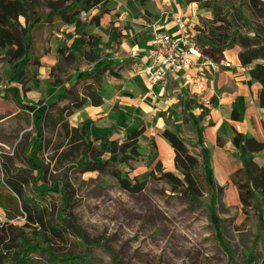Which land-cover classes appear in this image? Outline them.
<instances>
[{
  "label": "trees",
  "instance_id": "16d2710c",
  "mask_svg": "<svg viewBox=\"0 0 264 264\" xmlns=\"http://www.w3.org/2000/svg\"><path fill=\"white\" fill-rule=\"evenodd\" d=\"M107 1L70 0L42 17L34 13L35 6L29 0H0V49H8L14 57V80L22 81L26 68L40 65V58L34 55V35L38 29L52 22L56 16L61 17L62 25H67L88 7L104 6ZM136 1L144 6L150 0ZM194 1L212 13L211 20L201 21L196 36L200 48L207 55L217 60L224 51L239 46V59L243 66L264 61L262 0ZM99 18L100 14L94 20L98 23ZM83 45L89 46L90 51H82L81 54L94 62L95 66L89 72L79 73L78 57L69 54L66 58L73 60L78 75L75 83L55 101L37 109L22 103L17 99V94L14 95L18 107L24 112L22 118L28 122L31 118L37 138L28 154V143L22 137L15 139L17 143L11 145L12 155L0 152V203L6 208L8 220L25 221L24 229L14 238L13 245H7L3 239L0 241V246L3 245L0 247V264L95 263L92 250L98 247L99 241H89L76 223L74 209L77 206V191L69 178L71 171L82 175H108L116 179L119 187L129 194H139L147 188L148 181H131L123 176L125 166L141 160L138 139L143 128L129 134L122 144L113 141L98 148L87 139L83 127L75 128L69 123L70 118L88 102L94 107L101 106V84L107 75L117 76L113 72L114 65L108 64L104 51H100V58L96 59L95 43L89 41ZM250 76L262 86L259 101L264 107V64L254 65ZM190 104L192 101L188 96L181 97L183 123L195 132L198 121L187 109ZM162 135L175 152V171H165L162 164L157 163L150 178L165 182L190 206L200 205L195 198L201 199L206 195L211 209H217L216 201L222 189L214 181L205 151L200 160L191 153L188 141L177 132L165 129ZM233 144L236 148L244 145L250 154L264 151L263 142L242 134H236ZM17 161L25 163L28 168L17 166ZM49 176L52 178L51 184ZM231 181L239 192L241 211L247 217L252 215L260 230H263L261 205L264 201V168L250 162L249 168L234 173ZM258 191L259 196L255 193ZM72 236L78 242L80 254L58 253L51 246L54 237L67 240ZM114 264L121 263L114 260ZM261 264H264V258Z\"/></svg>",
  "mask_w": 264,
  "mask_h": 264
},
{
  "label": "crops",
  "instance_id": "0c3cea01",
  "mask_svg": "<svg viewBox=\"0 0 264 264\" xmlns=\"http://www.w3.org/2000/svg\"><path fill=\"white\" fill-rule=\"evenodd\" d=\"M88 8L63 26L65 36H58L67 41L78 57L79 73L89 72L95 66L81 54L82 51H90V47L83 43L91 41L95 43L96 59L100 58L98 53L104 51L117 76L107 75L101 84L99 95L103 104L94 107L88 102L70 118V125L83 127L87 139L100 148L113 141L123 142L122 139H127L129 134L143 128L138 139L139 163L146 168H154L161 163L165 171L174 172L175 152L162 133L165 129L174 128L175 121L176 126L181 124L191 134L186 136L190 138L186 139L188 143L196 147L194 151L190 150L191 153L201 160L205 151L214 181L222 189L218 199H222L228 207H242L231 177L239 170L248 169L250 162L264 168V151L250 154L244 145L236 148L233 140L236 134H242L264 143V107L259 101L262 86L250 76L252 67L264 64V61L259 60L245 67L239 59L241 48L234 46L217 59L229 62L230 68L216 71L208 67H191L182 73L172 74L165 87L152 86L143 69L146 53L154 39L153 24L159 22L167 33L177 37L179 31L175 20L181 18L196 37L201 21L212 19L210 9L201 7L194 0H150L144 6L136 0H108L104 6ZM90 11L91 16L87 20L86 15ZM99 14L97 23L94 19ZM134 52L138 55L135 62L130 59ZM56 60L54 58V62ZM80 60L86 61L90 68L82 71ZM54 64L43 67V71L49 74L47 69ZM78 72L75 70L73 83L65 89L75 83ZM13 90L17 99L27 104L22 99L19 84H15ZM184 96L192 101L187 109L198 121L195 132L183 123L180 99ZM3 116L0 120L22 117L24 112L17 110ZM0 145L10 146L4 140H0ZM255 193L260 195L259 191ZM261 210L264 219L262 205ZM259 232L262 233V230L258 231V235Z\"/></svg>",
  "mask_w": 264,
  "mask_h": 264
},
{
  "label": "rangeland",
  "instance_id": "374dc122",
  "mask_svg": "<svg viewBox=\"0 0 264 264\" xmlns=\"http://www.w3.org/2000/svg\"><path fill=\"white\" fill-rule=\"evenodd\" d=\"M29 1L35 6L34 13L45 17L70 0ZM90 16L91 11L86 19ZM63 26L61 17L56 16L38 29L34 35V55L40 58V65L26 68L22 81L14 80L12 53L0 49V117L20 110L13 100L15 84H19L25 103L43 108L73 83L75 65L66 57L75 52L58 36H65ZM54 58L58 60L54 62ZM51 63L55 66L47 69L48 74L43 67ZM79 66L82 71L90 68L84 60H80ZM174 124V128L170 127L172 131L190 139L186 138L191 134L184 126L177 127L175 121ZM19 137L27 141L28 154L37 138L31 118L29 122L17 116L0 120V140L10 144L8 147L0 145V152L12 155L11 145L17 143L15 139ZM122 140L116 142L122 144L126 138ZM188 147L192 151L196 148L192 143H188ZM16 164L28 168L25 163L17 161ZM129 167L125 166L123 176L131 181H148L142 193L123 191L116 179L105 174L69 173L77 191L76 223L89 241H99L98 247L92 250L94 264H114V260L121 264L262 263L264 229L259 236L256 221L252 216L247 217L241 207H228L222 199H217V209L212 210L206 195L195 198L200 205L190 206L165 182L150 178L154 168H146L137 161H132ZM51 176L48 177L50 184ZM262 206L264 208V202ZM24 225V219L8 220L6 208L0 203V241L3 239L7 245H13ZM73 237L67 240L54 237L51 246L58 253L80 254L78 242ZM256 244L258 250L254 251Z\"/></svg>",
  "mask_w": 264,
  "mask_h": 264
},
{
  "label": "built area",
  "instance_id": "2783aa9c",
  "mask_svg": "<svg viewBox=\"0 0 264 264\" xmlns=\"http://www.w3.org/2000/svg\"><path fill=\"white\" fill-rule=\"evenodd\" d=\"M179 35L174 37L167 33L159 22L153 24L154 39L151 48L146 53L144 74L152 86H166L172 74L182 73L191 67H208L212 70L230 68L226 61L213 60L202 50L181 18H176ZM130 59L138 60V55L131 53Z\"/></svg>",
  "mask_w": 264,
  "mask_h": 264
}]
</instances>
